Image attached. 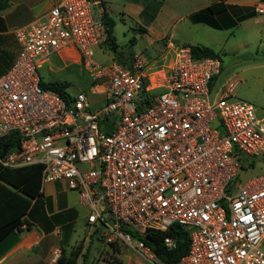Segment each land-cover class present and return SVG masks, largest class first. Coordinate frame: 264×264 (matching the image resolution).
Masks as SVG:
<instances>
[{"label":"built area","instance_id":"obj_1","mask_svg":"<svg viewBox=\"0 0 264 264\" xmlns=\"http://www.w3.org/2000/svg\"><path fill=\"white\" fill-rule=\"evenodd\" d=\"M15 36L18 58L0 78V139L16 134L19 145L0 157L2 167L39 165L42 181H67L99 237L147 264L168 263L142 239L172 225L189 233V246L169 264H264V174L235 182L239 159L264 151V118L231 101L234 82L211 97L219 60L194 59L189 47L169 42L164 90L153 93L143 62L94 60L105 40L99 0H58ZM66 46L92 89L102 90L98 110H88L84 92L66 102L40 86V63Z\"/></svg>","mask_w":264,"mask_h":264},{"label":"crops","instance_id":"obj_2","mask_svg":"<svg viewBox=\"0 0 264 264\" xmlns=\"http://www.w3.org/2000/svg\"><path fill=\"white\" fill-rule=\"evenodd\" d=\"M57 1L9 0L6 9L0 10V78L12 68L20 52V45L16 39L15 31L41 19ZM168 1L99 0V9L102 15L105 14L114 20L113 35L120 54L117 56L109 53L103 44L97 47L94 52L103 49L104 53L111 54L110 64L116 63L123 66H126V62L121 58L122 54L126 58L138 57L132 51L126 53L121 48L120 43L117 42L116 30L123 26L129 34V43L132 47L136 46L144 38L149 46L158 42L163 58L166 59L170 53L167 50L169 42L178 46H188L186 42L177 43L173 36L167 35V31L176 30L178 24L185 21L190 24H201L214 29L202 23H195L192 18L210 5L220 2L226 8L224 13L214 17L220 29L228 26L235 28L239 24L257 18V15L264 16V14H257L255 11L256 8L264 9V0H179L180 5L173 4V6ZM180 8L184 9L183 13H180ZM161 42H163L162 45L160 44ZM143 63L146 72V84L153 93H161L164 90L163 74L167 70V66L165 67L166 69L164 68L165 70L158 69L153 71L151 66H148L145 62ZM74 66L78 67V71H83L79 55L75 49L72 46H66L58 53L49 55L40 63L38 68L40 82H56L67 85L60 81H50V79L45 81V76H49L54 68L57 71H62ZM154 75L155 81L152 84L150 78ZM87 87L88 93H84L88 98V110H98L104 104L105 96L101 89H92L89 78ZM69 96L73 98L75 95L71 96L69 94ZM65 184L68 186L65 180L44 182L41 179V194L38 198L31 201L30 208L24 216V219L30 224V229L26 230L23 225L19 231L10 232L0 242V264H56L61 251L68 256L73 250L78 253L76 264L79 257H82V264H86L88 250L85 253L83 251L86 240L88 243L90 241V233H87L85 229H91L92 231L96 229L88 225V210L80 202L75 191H67L65 196H59L61 187ZM67 189L69 188L67 187ZM82 207L86 211L82 217L84 220L82 227L88 238L81 239L83 240V247L79 246L74 249V241L73 245L68 249L69 243L72 242L71 235L74 231V223L79 217ZM60 214L63 215L57 221L51 219L53 216ZM69 220H72V226L70 229L66 227L68 232L62 234L61 227L68 224ZM92 235H94L93 232L91 237ZM84 256H86L85 259Z\"/></svg>","mask_w":264,"mask_h":264},{"label":"rangeland","instance_id":"obj_3","mask_svg":"<svg viewBox=\"0 0 264 264\" xmlns=\"http://www.w3.org/2000/svg\"><path fill=\"white\" fill-rule=\"evenodd\" d=\"M173 4H179V0H169ZM180 5V4H179ZM183 13L184 9H179ZM178 11V13H179ZM181 15V14H180ZM174 37L177 43L186 42L189 45H199L210 48L219 57L221 63L220 74L212 88V95L215 94L218 86L225 81L236 83L234 96L231 101H243L252 105L258 118L264 117V16L257 15V18L248 22L239 24L235 28L228 26L223 29H211L201 24H190L188 21L178 24L176 30L168 32L167 35ZM128 32L120 27L116 30L117 42L126 52H133L138 57L126 58L122 54L121 58L126 62V66L131 65L136 60H140L152 67V70H165L170 56L163 58L159 43L149 46L145 38L131 46L129 43ZM161 45L163 42L160 43ZM143 56V57H140ZM111 54L104 53L103 49L94 52V60L100 64H110ZM125 58V59H124ZM132 58V59H130ZM128 60V61H127ZM130 60V61H129ZM132 61V62H131ZM165 68V69H164ZM46 71V70H45ZM45 73V72H44ZM60 81L67 84V92L74 96L77 92L82 91L88 93V78L83 71H78V67H69L62 71L55 68L49 76H45V81ZM243 163V170L238 174V184H243L247 179L264 174V151L257 157L251 158L247 163L240 158ZM67 185L61 187L59 196H65ZM85 208L82 207L79 217L75 220L73 233L71 235L72 242L69 243L68 249L73 245L74 249L79 246L83 247L82 238L87 237L86 232L90 233L89 243L85 242L84 251L88 250V259L86 264H147L141 260L132 250L121 243H111L99 237V231L85 229L84 232L82 219ZM68 213V212H66ZM69 228L72 226V220H69ZM67 230H61L62 234ZM94 235L91 237V233ZM88 238V237H87ZM92 238V239H90ZM79 239V240H77ZM77 240V241H76ZM81 240V241H80ZM264 250V241L262 243ZM75 252V250H73ZM77 264H82V257H79Z\"/></svg>","mask_w":264,"mask_h":264},{"label":"trees","instance_id":"obj_4","mask_svg":"<svg viewBox=\"0 0 264 264\" xmlns=\"http://www.w3.org/2000/svg\"><path fill=\"white\" fill-rule=\"evenodd\" d=\"M9 0H0V10L6 9ZM226 11L225 5L220 2L198 12L192 20L195 23H202L214 29H220L214 17ZM102 24L105 34L103 45L107 51L113 55H119L118 45L113 35L114 20L107 15H102ZM191 55L194 59H217L218 55L210 48L189 45ZM146 83V81H145ZM40 86L44 90L56 93L64 101H69L67 85L56 82L43 83ZM19 138L16 134H10L0 139V157L7 152L18 147ZM247 163V158L244 159ZM243 169V164L241 165ZM41 191V166H28L19 169L4 168L0 165V242L13 231H19L21 226L26 230L30 229V224L24 219L30 208L31 201L40 196ZM63 214L53 216L51 219L57 221ZM69 224L61 227L67 230ZM98 229L95 230V232ZM64 234V233H63ZM170 238L173 244L167 248L163 241ZM143 243L149 247L156 257L163 263H175L185 254L189 246V233L178 225H172L166 232L150 231L142 239ZM63 243V242H61ZM77 252H71L68 256L63 251L56 261V264H76ZM86 256H84V259Z\"/></svg>","mask_w":264,"mask_h":264},{"label":"bare ground","instance_id":"obj_5","mask_svg":"<svg viewBox=\"0 0 264 264\" xmlns=\"http://www.w3.org/2000/svg\"><path fill=\"white\" fill-rule=\"evenodd\" d=\"M150 80H151V83L153 84L154 81H155V75L154 76H151Z\"/></svg>","mask_w":264,"mask_h":264}]
</instances>
